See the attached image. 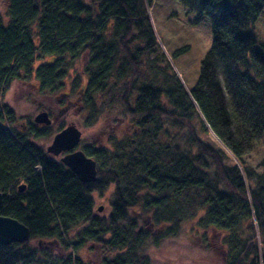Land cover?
Listing matches in <instances>:
<instances>
[{"label":"trees","instance_id":"16d2710c","mask_svg":"<svg viewBox=\"0 0 264 264\" xmlns=\"http://www.w3.org/2000/svg\"><path fill=\"white\" fill-rule=\"evenodd\" d=\"M89 1L8 0L7 24L0 14V215L31 234L29 242L0 245V264H90L79 255L88 244L115 254L101 264H149L150 233L132 217L137 209L172 235L203 213L199 227L227 234L228 264H261L264 159L256 166L249 159L264 140V41L252 37L264 0H175L199 14L196 25L211 22L212 46L192 90L157 41L147 8L155 0ZM84 55L85 126L97 122L103 99L133 128L110 147L81 142L97 164L88 184L32 142L64 125L29 121L18 130L14 110L2 102L15 82L42 97L60 94ZM111 186V213L99 217L93 194Z\"/></svg>","mask_w":264,"mask_h":264},{"label":"rangeland","instance_id":"374dc122","mask_svg":"<svg viewBox=\"0 0 264 264\" xmlns=\"http://www.w3.org/2000/svg\"><path fill=\"white\" fill-rule=\"evenodd\" d=\"M7 7L8 0H0V14L3 15L6 24L9 21ZM147 8L157 41L173 72L187 90H192L199 79L201 62L212 46L210 20L203 18L202 22L196 25L195 22L199 14L190 13L186 7L175 0H155ZM252 37L257 42L264 41V11L252 27ZM183 49L186 50L184 53L175 56L177 51ZM45 61L49 62L50 59L46 58ZM87 63V55L81 56L70 71L63 91L52 98L37 95L34 89L27 84L13 83L2 102L14 110L17 119L16 128L19 130L23 127L26 130L25 126L29 121L34 123L35 117L46 111L51 120H56L51 125L54 129L60 125H64L65 128L75 125L82 133L81 142L86 145L110 147L111 141L114 139H122L130 135L133 128L128 119L123 118V113L116 103L112 111L102 106L103 99H100L96 105L101 112L97 122L92 126H85L89 112L83 106L82 89L87 84L85 76ZM157 66L161 70L167 71L163 64L159 63ZM147 70L149 69L143 60L142 72L145 78ZM77 78L79 79L78 87L73 88ZM48 104L52 105L51 110H46ZM53 137L32 138V142L46 151L51 145ZM210 139L221 146L213 133H210ZM78 150H81V146ZM61 157L63 155L53 157V159L59 161ZM263 159L264 140L257 146L249 163L256 166ZM113 191L114 188L111 186L102 193L93 194L94 211L99 217H107L111 213ZM202 214L182 224L177 235H172L167 226L154 225L151 223L150 217H146L147 215L137 209V213H134L132 217L140 228L150 233V239L145 249L149 264H228L226 260L228 250L222 243L227 234L199 227L197 223ZM76 232L77 230L73 231L72 236ZM38 242V240H33L31 243L36 245ZM51 248L61 252L55 246H51ZM79 255L90 264H101L103 259L112 258L115 254L104 251L94 244H88L79 252ZM261 264H264V260Z\"/></svg>","mask_w":264,"mask_h":264},{"label":"water","instance_id":"95a60500","mask_svg":"<svg viewBox=\"0 0 264 264\" xmlns=\"http://www.w3.org/2000/svg\"><path fill=\"white\" fill-rule=\"evenodd\" d=\"M51 120L46 111L39 113L34 123L44 127L51 126ZM82 141V133L75 125H69L54 135L51 145L46 152L50 156L59 157L60 163L72 171L81 183H93L97 176L96 162L87 157L82 150H78ZM25 186L21 185L19 191L25 192ZM3 194L0 193V209L2 207ZM31 239L30 230L20 222L10 217L0 215V245L23 244Z\"/></svg>","mask_w":264,"mask_h":264}]
</instances>
